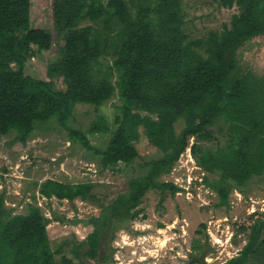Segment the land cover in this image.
<instances>
[{
  "label": "trees",
  "instance_id": "16d2710c",
  "mask_svg": "<svg viewBox=\"0 0 264 264\" xmlns=\"http://www.w3.org/2000/svg\"><path fill=\"white\" fill-rule=\"evenodd\" d=\"M216 1L235 8L229 19L195 34L187 26L185 0H51L52 30L32 25L31 0H0V137L14 132L26 144L55 122L70 141L97 155L102 170H121L138 159L141 132L166 145L141 160L142 172L110 197L98 194L92 180L35 181L46 198L99 206L85 221L91 229L84 237L63 238L56 248L46 227L64 215L53 210L48 217L32 201L17 212L0 191V264H58L57 254L62 263L69 255L73 264L114 263L116 233L144 214L145 194L158 190L164 200L167 192L183 189L162 176L187 148L205 172L203 183L215 191L216 205L229 207L234 190L245 194L247 184L264 175V66L245 56L264 39V0ZM55 43L46 77L26 73L40 45ZM113 97L119 100L114 128L102 114L85 130L72 124L76 104L98 107ZM89 132H110L107 145L91 144ZM238 231L246 241L224 264H264V217ZM208 238L195 240L188 264H209Z\"/></svg>",
  "mask_w": 264,
  "mask_h": 264
},
{
  "label": "rangeland",
  "instance_id": "374dc122",
  "mask_svg": "<svg viewBox=\"0 0 264 264\" xmlns=\"http://www.w3.org/2000/svg\"><path fill=\"white\" fill-rule=\"evenodd\" d=\"M185 2L187 26L195 34L219 27L235 9L220 7L216 0ZM30 16L33 26L53 29L51 0H31ZM57 45H40L37 54L28 60L26 73L45 78L48 62L57 55ZM245 56L263 67L264 39L248 48ZM118 102V98L113 97L98 107L78 103L72 124L85 130L97 114H102L114 128V103ZM181 126L182 121L176 124V129ZM109 136L110 132L88 133L91 144L100 148L107 145ZM135 144L139 157L132 164L121 170H102L97 155L78 142L70 141L66 129L55 122L45 130L38 129L26 144L20 143L15 133L10 132L0 137V191H5L6 204L17 212L24 211L27 202L32 201L48 217H53V210L64 215L60 220L51 219L46 227V235L56 248L63 238L84 237L91 229L85 221L99 213V206L79 198L74 202L46 198L39 194L35 181L47 177L69 182L92 180L97 184L98 194L113 196L124 190L129 176L142 172L141 160L157 156L160 148L166 146L161 138L150 141L143 132ZM204 174L188 149L183 152L171 172L162 176L183 189L175 195L167 192L164 200H160L158 190L145 194L141 202L144 214L116 233L113 241L116 261L112 264H188L195 251L192 245L196 239L205 240V233L209 236V252L204 257L207 263L224 264L235 255L246 241V234L238 231L239 227L251 223L255 217H264V175L254 177L247 184L245 194L234 190L231 205L225 207L216 205L217 195L203 183ZM202 222L206 223L204 230ZM68 247V244L63 247L64 252ZM56 258L58 264L74 263L71 255L65 263L60 262V254Z\"/></svg>",
  "mask_w": 264,
  "mask_h": 264
},
{
  "label": "built area",
  "instance_id": "2783aa9c",
  "mask_svg": "<svg viewBox=\"0 0 264 264\" xmlns=\"http://www.w3.org/2000/svg\"><path fill=\"white\" fill-rule=\"evenodd\" d=\"M188 149V151H189V148H187Z\"/></svg>",
  "mask_w": 264,
  "mask_h": 264
}]
</instances>
